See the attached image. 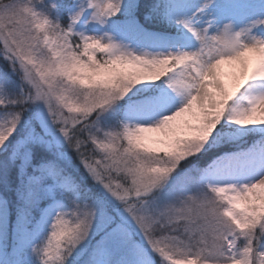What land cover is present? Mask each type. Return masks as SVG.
<instances>
[{
  "label": "snow or ice",
  "instance_id": "snow-or-ice-1",
  "mask_svg": "<svg viewBox=\"0 0 264 264\" xmlns=\"http://www.w3.org/2000/svg\"><path fill=\"white\" fill-rule=\"evenodd\" d=\"M0 264H264V0H0Z\"/></svg>",
  "mask_w": 264,
  "mask_h": 264
},
{
  "label": "trees",
  "instance_id": "trees-1",
  "mask_svg": "<svg viewBox=\"0 0 264 264\" xmlns=\"http://www.w3.org/2000/svg\"><path fill=\"white\" fill-rule=\"evenodd\" d=\"M0 63H2V62H0Z\"/></svg>",
  "mask_w": 264,
  "mask_h": 264
}]
</instances>
